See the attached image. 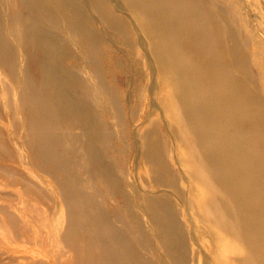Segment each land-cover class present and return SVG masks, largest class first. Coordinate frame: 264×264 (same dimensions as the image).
<instances>
[{"label":"bare ground","instance_id":"1","mask_svg":"<svg viewBox=\"0 0 264 264\" xmlns=\"http://www.w3.org/2000/svg\"><path fill=\"white\" fill-rule=\"evenodd\" d=\"M1 110L62 261L264 264V0H0Z\"/></svg>","mask_w":264,"mask_h":264},{"label":"rangeland","instance_id":"2","mask_svg":"<svg viewBox=\"0 0 264 264\" xmlns=\"http://www.w3.org/2000/svg\"><path fill=\"white\" fill-rule=\"evenodd\" d=\"M32 74L35 75L34 70ZM113 80L119 84L115 77ZM129 88L130 86L125 88L128 90L127 95L126 91L124 94L125 110L129 117L131 115L137 117L131 111L133 99L130 96L132 90L129 91ZM0 112L3 113L2 110ZM139 117L143 118L144 114ZM12 118L10 114L0 115L1 128L9 140L10 137L5 126L11 123ZM14 128L17 134L14 139L15 144L8 141L12 151L8 149L7 152H0V249L3 251L0 263L13 264L9 255L22 258L21 255L25 254L31 257L30 260H35L37 264H48L47 262H52L53 259L57 261V264H70L66 260L60 259L68 253L65 254V250L68 248L59 236L60 228H64V216L63 221L56 220V217L62 219L61 211H57L60 208L57 202L60 196L51 186L52 182L48 174L31 162L30 149L22 144L28 139L27 129L24 125L19 127L18 124ZM130 128H134L133 124L130 125ZM14 171L16 172L14 173ZM24 177L34 178L46 190L47 194L45 192V195L30 192L26 188L29 183ZM10 179L15 182L11 184ZM100 197L104 198L105 196L102 193ZM17 206L22 207L24 211L20 230L13 227L11 220L4 212V209L13 211Z\"/></svg>","mask_w":264,"mask_h":264}]
</instances>
